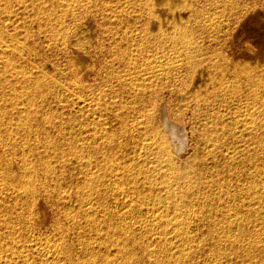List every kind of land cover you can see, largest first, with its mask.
<instances>
[{
  "label": "rangeland",
  "instance_id": "obj_1",
  "mask_svg": "<svg viewBox=\"0 0 264 264\" xmlns=\"http://www.w3.org/2000/svg\"><path fill=\"white\" fill-rule=\"evenodd\" d=\"M66 1L67 0H39V1L38 0H0V30H4L5 32L17 31L16 34L20 39L19 41H23V44L19 43L18 45L23 46V52L25 51L24 53L26 54V58L28 62L27 67L29 74L32 76L31 78L41 79L42 81L44 80V86L42 87L43 89L40 92L34 86H31L29 90L31 91L30 97L32 103L31 104L32 119L30 121L31 125L29 128V137L27 142V145H29V147L27 146L26 147H27V156L29 157V158L27 157V159L29 162L31 161L30 162L31 165L29 164L30 174H31L29 176V180H31L30 190H32L29 191L28 206L29 207L32 206V207L29 208L27 206L26 215L28 214L29 215L27 216L28 218L25 219L26 221L25 220L21 221L18 219V217H15L16 213H14L15 215L14 214L8 215L14 218L12 219V222H15V220L17 221L15 223H11L12 233L15 235V238L14 239L12 238L14 237V235L12 234L10 236L12 240L10 238H6V239L11 241V243L10 242L9 243L12 246V249L15 248L13 250L16 252L15 255L18 254L23 256L24 254L23 258H25L24 259L25 263L24 261H22L23 260V258H21L22 256H19L20 257L19 258L16 257L14 253H12L13 260L17 261L20 264H60V262H62L61 264H64L65 261H68L65 264L67 263L69 264V262L70 264L71 262L72 264L76 262H78L76 264L79 263L81 264L82 262H84L85 264H89V263L91 264L93 258H94L93 262L95 264H101L104 260L107 259L106 258L107 255L111 256L112 253L114 252H115L114 253L115 255L113 254L114 257H121L124 255L120 249L118 248L116 249L118 244L117 240L124 238V236L125 238L129 237V239H127L124 242V244L126 245L124 251L127 252L131 251L132 255H135L136 258L139 255L140 256L149 255L148 252L150 249H152V247H154V250L155 248H157L156 245H158L159 242L156 241H160V238H157L156 241L154 242L152 241L151 242L153 243L152 247L147 248L146 244H148L149 242L148 240H151L150 239L151 236L150 233L148 232V229L145 230L146 229L145 227L147 226V228H149L152 224L153 227L151 226L150 228H154L155 225L147 221V218L144 219L145 216L143 214L144 212L142 210V207L135 209L133 212H131V214L126 213L124 215L122 214L121 216L119 215L120 214L119 212L121 211L119 210V207H122V204H120L122 202V199L119 197V195L117 197L115 196L117 195L116 192L118 191L119 188H121L122 185L123 188H128L127 185L129 186L131 184L130 186L132 187V183H130V181L132 180H128V181H126L127 179L122 180L121 182L122 185L121 183L114 180V178L111 175L112 173L110 172L113 169L114 170L116 169L114 167L118 168L122 166L121 163L119 166H116L114 163L116 161L119 162L120 160L121 161L125 160L127 162L128 159V163L131 165L132 162L136 160V162L134 161L132 164L134 170L136 169L137 171L139 169L140 170L144 169L145 171L144 170L143 171L144 173H146V175L149 174V176H151L152 174L151 177L153 179L161 182L165 178L163 177L162 174H159L160 175L159 176L157 174L159 172L155 168L158 166L159 163H156V158L154 157V155L149 157L148 151L144 148L145 144H143L148 140L147 138L149 136L153 135L152 132L157 133L162 137L166 138L167 140H169L170 156L172 161L171 163L174 164L177 169L183 170V172L191 171L189 172L191 173L190 175H192L191 177L195 175V177L193 178H199V180L213 182L214 184L219 182L218 184L221 186L227 184L230 185V186L228 185L229 188L225 190L223 193L215 191L214 193L211 192L212 193L211 195L207 194L210 197V198H206L207 200L214 202L215 201L214 198L220 199L222 197L224 200H228L229 198L231 199L232 202L236 200L234 199V197H238V195H240V194L237 195L238 192L236 191V189H238L239 191L238 186H241L242 184L243 185L245 184L244 186H246L247 184H249L251 179H254L251 177H255V175L254 174L252 175L251 173L256 167V164H258L256 162L257 161L259 162L258 164L259 166L261 165L264 166L263 163L264 162L263 160L264 129L261 130L262 128L260 127L256 128L257 129L256 132L259 139H257L258 142L255 141L252 143L251 141H253V139L250 138L251 136L249 137L247 133H244V135L242 136H240L241 134L237 135L240 133L239 130H237L239 128H237L234 125L236 121L235 119L241 118L240 117L241 115H239V113L240 114L241 113L244 114V112L247 113L248 112L247 110L249 108L251 109V110L249 109L251 111L250 114H252L253 111L254 113L253 115L254 116L256 115L258 120H261L260 122H263L264 120V110H263L264 105L261 104L264 103V88H262L264 87V0H216L219 3L222 1L220 4L214 2L215 0H193V5H194L193 11L185 10V9L184 10L181 9L180 11L176 8H174L175 10H173L172 8L175 7L173 6L174 4L172 3L173 0H168V1L155 0V2H153L154 0L153 1L152 0H68V2ZM160 2L162 3V5ZM150 14H155V15L158 14L156 15L157 17H159L158 23H156L153 20H150L149 17ZM173 29H177V30L184 29L185 35L187 37L186 40L190 39L187 42L189 43L190 41L189 44L191 45L189 44H187L188 46L185 45L186 43H184V41L164 39L161 32L162 31L164 32V30L170 31ZM160 38H163L164 40ZM162 64H164V66ZM15 65L17 66L18 69V65H19L18 60H16ZM157 67L159 69H163V71L165 70L166 71L164 72L163 75L161 74L159 77L155 78V80H152L153 81L152 84L149 83L152 86L147 91L145 90L146 92L143 91V88L142 89L141 88L139 89V87L137 88L136 84H134L136 83L135 82L136 80L133 82V84H131L132 81L129 80V77H133L134 74H138L140 71H141L140 73H143L148 69L150 70V68L157 69ZM14 75L15 77L17 76V71H15ZM251 75L252 77L250 78L249 76ZM41 77L42 78L45 77V78L42 79ZM253 77L255 78L253 79ZM7 79H12L13 81H15L17 77L16 78L8 77ZM255 79H257L256 81L261 80L260 83L259 81L256 82L259 84V87L261 85L260 88H258L257 84H256L257 86L255 85L254 83ZM137 81H138L137 83H140L139 80ZM4 82H5L4 78L0 76L1 91L3 90ZM134 85L137 88V90L134 87ZM6 89H4V91ZM142 91L145 92L146 94L145 93L140 94L143 93ZM81 97L83 99L89 100L91 102V105H87V106L79 105L78 100H83ZM11 98L14 101L13 98L16 97L11 95L9 99L7 98L4 100L0 93V105L4 104V102L8 105L7 102L11 101ZM91 99L94 101H92ZM251 105L255 106V108ZM4 111L5 109L0 108V113H4ZM260 114L262 115V117ZM233 116H235V118ZM230 120H234V121H230ZM223 125H225L224 127H226L225 130ZM172 126H176V130H175L176 132H174L173 130L174 128ZM216 128L219 129V132H221L222 130L224 131L221 132L220 134L223 133V136L228 135V137L230 138V139L229 138L224 139L225 136L220 137L222 138L220 139L222 141V144L224 143L225 145L224 144L221 145L222 147L220 146L217 147L218 145H216L217 148L212 147L213 143L212 141H209V139L211 140V138H213L214 135H219L217 134L219 132ZM237 131L239 133H237ZM92 133H94L95 136L97 137L96 139L97 142L96 140L87 139L88 134H92ZM213 133L215 134L213 135ZM0 135L3 136L5 135L4 128L1 126H0ZM19 135L20 134H18V136L15 137L16 138L15 140H17V142L20 144L21 135L20 136ZM101 135H104V137L102 138L99 137ZM111 136L112 138H110ZM243 136L244 138H242ZM80 137H82L83 139H80ZM98 137L100 138V140ZM215 137L217 136H214V138ZM107 138L108 139L110 138L112 141H114L115 144L112 141H111L112 143L110 144V141L108 140L107 143L106 142ZM233 138L235 139L233 140ZM260 138L263 141H261ZM223 139L224 140L227 139V140L224 141ZM236 139L238 140L237 142L235 141ZM239 139H241V141ZM82 140H84L85 143L82 144L81 142H84ZM228 140H230L232 144L229 145L230 141ZM245 141L247 142V145L249 144L248 146L250 147L249 148L250 151L248 150V146L244 144L246 143ZM248 141H250V143ZM103 142H105V144H103ZM259 142L263 145V147H258L259 145L262 146L261 144H259ZM96 143H98L99 145L97 148H96L97 146ZM106 143L108 144V147L111 148H106L107 147ZM86 144L88 145L86 146ZM100 144H102V146ZM241 144L242 146H240ZM250 144L254 146V149L253 146L252 147L250 146ZM111 145L113 146V148ZM7 146L5 144L3 146V148L6 147L5 150L3 149L4 151H6V153L2 149L0 150L1 164L9 161V156L7 155H9L8 152L10 147ZM77 146H81V147L83 146L82 150L81 147H79L78 149L81 151V156L84 155L85 157L84 156L79 157V153L77 154V151L78 152L80 151L77 149ZM213 146L215 145L213 144ZM231 146L232 147L237 146V147L234 149V147L232 148ZM84 148H87L88 150L86 149L83 150ZM91 148H93V150ZM102 148L104 152L103 150H101ZM218 148H221L219 149V151L223 149V152L218 153L217 152ZM231 148L233 149V151H231L232 150ZM245 148L248 151L244 150ZM97 149L99 150L95 151ZM227 150L229 152L231 151L230 155H232V153L237 154L239 151H241L239 152L241 157L238 153L239 156L234 155L233 158L234 160L233 159L231 160L228 157L229 152ZM254 150H256V153L259 156L254 153L255 152ZM89 151L91 152V154H93V156L96 154L97 157H95L96 155L94 157L91 156ZM246 151L251 153L254 151L253 152L254 154L247 153ZM84 152L85 153L89 152V153L85 154ZM96 152L99 153L97 154ZM242 153L243 156L245 155V157H242ZM259 153L261 154L262 157L260 156ZM150 154H152V152ZM248 154H250V158H248L249 157ZM138 155L140 157H138ZM131 156L134 157L136 156V157L134 158ZM141 157L144 159H142ZM252 157H256V158L252 159ZM104 158H108V160L110 161L107 160L104 161ZM243 158L244 159L246 158V160L248 159L249 161H246ZM84 160L86 161L92 160L91 164H93L94 166L89 164L90 165L89 168L93 167L92 169H94L95 172L97 171V173L100 175L99 177L96 173V175L94 176V179L96 178V180L93 179L94 184L97 185L98 183H100L98 184L100 186L94 185L93 187L95 188L92 187L93 190L92 189L90 190L93 196L95 194L96 195L99 194L97 197L95 195L96 198L94 197L92 198V200L94 199L93 201H95L93 202V205L96 206L97 204L98 208L93 206L91 212L87 211L84 207L85 199L86 198L89 199V197L86 196L85 194L87 190L83 188V183L88 181L84 178H81V174L83 177V171H82L83 166L86 162V161L84 162ZM146 160H148L149 162ZM259 160H261V162L263 161L262 162L263 164L260 163ZM103 161L104 163L107 164L106 169H108L109 167V169L111 170H106L104 168L105 164L101 166L103 164L102 163ZM139 161L140 163H138ZM230 161L231 163H229ZM239 161L242 162L239 164ZM80 162L81 163L84 162V163L81 165ZM126 162H122L123 166L126 165L124 164ZM237 162L238 165L236 164L237 165L236 166L235 163ZM128 163L126 167L130 166L128 165ZM152 165L154 167H152ZM111 166L113 167L110 168ZM136 166L137 167L142 166V167L137 169ZM145 166L148 168V170L150 168L155 170L150 169L149 171H147V168L146 169L144 168ZM99 167L102 168L101 169L102 172L101 170H99L100 169ZM227 167L230 170H228ZM225 169H226V174H224ZM116 170H119V168ZM18 171L19 170L17 169L15 171L17 177L19 176ZM51 171L53 173H51ZM78 171L79 174H77ZM107 171L108 174L110 173L108 176L106 173ZM153 171L156 172L154 173ZM154 174L157 176L155 177ZM76 175L79 176L76 177ZM143 175H138L137 177L135 176L136 180H134L138 182V185L140 184V186L143 187L142 191L145 188L143 186V182L145 181ZM31 177L34 180L30 179ZM74 177L77 179H75ZM112 178L114 185H112L113 183L111 180ZM138 178L139 180L140 179L141 180L139 181ZM255 179H257L256 181L258 182V176L255 177ZM52 180H56V181H52ZM72 182L76 184H73ZM124 182L127 183V185ZM187 182L188 184L190 183L189 185L190 189H187L188 187L186 188V191L188 190L187 191L188 194H186L184 198L188 197V199L189 200L191 199L190 201L193 203L195 200L196 203L193 204L192 207L193 210L191 209L193 212H195L194 208L197 207L198 203L202 204L204 203L203 201L206 202V199L203 200L204 196L200 195L201 190L199 191V193H197L198 191L196 192L194 189L191 190V187L193 185L191 184L192 183L191 181H187ZM115 183L117 185H115ZM118 184H120V186ZM84 185L86 187L88 186L87 183H84ZM110 185L112 186V188L110 187ZM33 186H36L38 189H35L36 187L34 188ZM76 186H78V189ZM79 186H80V190H79ZM47 189L48 191H46ZM76 189L79 190L80 192L82 191V194H85L84 196L86 198L84 196L82 198L81 193L79 194L78 191L77 194L75 193L76 191H74L75 193L74 196L73 190ZM109 189H112L113 191L111 190L112 191L111 192L109 191ZM145 189L146 190L143 192L147 193L148 190L147 188ZM99 190L102 191L100 192ZM45 191L47 193H44ZM98 191L101 194H103L105 197L101 195ZM162 191H163L162 188H158V187L152 190V192L155 193V195H160V193L158 192H161V196L164 193ZM228 191H230V193ZM56 192H58L59 195ZM195 192L197 193V195ZM233 192L235 194H232ZM31 193L33 195V198L35 197L34 199L32 197L30 198ZM215 193L217 194L215 195ZM218 193L222 195L220 196V194ZM57 195L59 197L61 196V198H58ZM198 195L200 197H198ZM217 195H219L220 197L219 196L217 197ZM37 196L39 198L38 200H37ZM67 196L72 201H69V198ZM99 196L102 197L99 198ZM226 196H231V198L230 197L227 198ZM29 198L32 199V201ZM63 198L64 200H62ZM77 198H80L81 200L79 199L80 200L79 201L77 200ZM105 198H107L108 200ZM113 198L114 199L120 198L121 200L119 199L120 201L119 202L118 199L116 201ZM195 198L196 199L199 198V200L197 199L196 201ZM103 199L106 201V203ZM218 199H216V202L220 201L219 203H221V205L218 202H217L218 204L214 202L213 205L215 206L211 205L213 206L211 207L213 208L212 209L213 211L210 210L213 213H211L208 210V212H210L211 215L207 214L208 213L207 211L206 213L203 214L204 216L206 214L207 217L210 216L211 219L209 217H208L209 219L207 217L203 220L201 219L204 225L201 221L200 224L199 221L189 222V224L190 223L192 224V228H191V224L187 228L188 233L194 234V235L191 234V237L193 236L192 239L196 234L193 240L201 241V245H204L205 248H210L211 244L213 243L212 238L214 237L216 238L217 234L223 231L224 228L223 225H225L223 223L220 224L222 220L219 219V216L222 213L225 214L224 211L226 210L225 207L222 206L223 201L221 202V199L220 200ZM113 200L115 201V203L113 202ZM81 201L83 203H81ZM77 202H79L80 204H78ZM238 202L240 201H238L237 199L236 203ZM68 203H71L69 204L70 207L72 205L71 208L68 206ZM146 203L147 204H143L144 207L145 205L147 206L149 203L150 204L148 206H151V201H148ZM76 204L78 206L80 205V207L83 206L84 208L82 207L81 209ZM101 205L103 210L101 209ZM263 205L264 202L261 206ZM14 206H16L15 211L17 212V209L20 206H17V204ZM106 207L110 208V210L112 211H110ZM113 208H115L116 209L115 212L118 213H115L113 211L114 210ZM75 210H78L77 212L79 214H77V212L75 214H72V212L74 213ZM96 210L97 213L95 212ZM136 210L138 211V213ZM141 210H142V214H141ZM68 211L69 213L71 212L70 214L68 213L69 215L74 216L75 219L74 221H70V219L71 220L73 219V216L69 217V215L66 213ZM101 211L104 212L101 213ZM106 211H109V213ZM98 212H100L102 215L99 216L100 213L98 214ZM107 213L109 215H107ZM138 214L140 215V217L143 218V220L138 216ZM118 215H119V219L122 218L121 221L118 220ZM203 215L202 217L204 218ZM261 215L259 216L250 215L248 217L250 221L249 220L246 221L245 225L248 223L246 226L241 225L240 227L238 226V228H236V226L234 227L231 226L230 230L233 229L231 230V232L239 228H240L239 230H241V228L244 227L241 230V232L243 233V231L247 227V229L249 230L246 229V232H244L245 235L251 233L253 234L256 231V229L257 231L255 233L260 234L258 233V229H259V232H261V234L259 235L258 238L264 237L262 236L264 234V230H263L264 215L262 216ZM89 216L91 218V221ZM214 216L216 220L212 219L214 218ZM97 217H99V219ZM106 217L107 219L104 220V218ZM92 218L93 220L95 219V221H92ZM108 218L109 220H111V224L114 222L112 220H115L117 223L111 225L109 223ZM130 218L132 221H130ZM137 218L140 220H138ZM76 219H78V221ZM206 219L210 220L211 224L209 221L207 222ZM124 220L125 222L127 220L130 223H136V221L138 220L137 221L138 226L136 225L137 226L136 227L134 225L133 227L134 229L131 228L129 229L128 227L126 229V226H123L125 224ZM260 220L262 221L260 222ZM79 221L82 222V224ZM252 221L253 224H251ZM256 221H258L257 223L259 224L260 227L258 226ZM17 222L19 223V225ZM83 223L86 224L87 227ZM118 223H120L119 224L120 226L118 225ZM102 224L105 226L108 225V228H110V226L115 227V230H113L114 228H110L111 229L110 230L107 228V226L103 227ZM201 224L203 225V227ZM252 225L255 228L252 227ZM120 227L124 229V234L122 233L123 230ZM138 227L142 229H139ZM208 227L212 231L208 229ZM216 227H218L219 230ZM87 228L88 229L91 228V230L88 232ZM94 228H96V230ZM98 228H100V230ZM104 228L107 229L105 230ZM118 228H120V230H118ZM189 228L192 230H190ZM2 229L5 230V228H3V225L0 227V232L3 231ZM224 229L226 230V228ZM36 230L38 233L39 232L40 233L38 234ZM125 230L128 232H126ZM189 230L191 232H189ZM115 231H117V233ZM207 231L211 233H207ZM94 232L97 233L94 234ZM137 232L140 233L138 234ZM145 232L148 236L145 234ZM235 232L241 233L238 230H236ZM130 233H132L134 236L131 235ZM22 234L25 237V239H23L24 237L22 236ZM97 234L98 236H96ZM99 234L102 235L101 238H103L104 240L100 238L101 235ZM206 234L207 236L209 235L210 236L206 237ZM211 234H213V236L214 235L216 236L211 237ZM62 235L65 238L64 237L60 238L62 237ZM198 235L199 237H197ZM118 236L120 237L118 238ZM131 236L134 239L130 238ZM36 238L39 241L35 240ZM45 238H47V243L49 244L46 243ZM40 239L43 240L40 241ZM44 239H45V243H44ZM85 239L88 240L86 241ZM135 239L138 242V244L140 243V246L136 244L137 242L134 244L135 241L133 240ZM137 239H139V241ZM164 239L165 238L161 240ZM91 240L92 242H90ZM100 240L104 241V242L102 241L104 245L101 244L102 242ZM32 241L35 244H32L33 243ZM36 241L43 242L45 246H43V244L42 246L41 244L40 245L37 244ZM65 241L69 243L67 244ZM87 242L92 243L93 245ZM98 242L101 243L99 244ZM105 242L107 245L105 244ZM142 242H144V245L146 247L142 245L143 244ZM31 244L33 246H31ZM61 244L63 245L62 247ZM64 244L68 246H64ZM85 244L88 246H85ZM114 244H116V247H114ZM49 245L50 246L55 245L54 247L56 248L59 246L58 247L59 252L57 253L58 257L57 254H54L55 252H52L53 249ZM91 246L92 248L94 247L101 248L100 250L102 251H99L98 248H96V250L98 249L97 251L95 250V248L92 251V249H90ZM102 246H104L105 251L108 252H105L104 247ZM107 246H109V248ZM136 246L139 248H137ZM110 247L116 250L113 251V249H110ZM43 248H45V250ZM76 248L79 250V252L81 251V253H79ZM86 248H89L87 249L88 251L86 250ZM16 249H18L19 252ZM69 249L71 252H67L69 251ZM62 250L63 251L65 250V252H63ZM82 250L85 251L82 253ZM95 251L100 253V254L98 253L99 255L96 253V258L94 256L95 253H93ZM72 252L75 254V256ZM68 253L69 254L71 253L70 254L71 256ZM85 253L86 254L89 253L88 254L89 257H87L88 255L86 256ZM100 255L101 256L104 255L105 258L102 259V257L104 256L100 257ZM113 255L111 256V258H114ZM97 256H99V258ZM66 257L67 258L69 257L68 259L70 261L66 260L67 259ZM74 258L77 259L79 258L80 262ZM86 259L89 260L87 261ZM84 260L87 262H85Z\"/></svg>",
  "mask_w": 264,
  "mask_h": 264
},
{
  "label": "bare ground",
  "instance_id": "obj_2",
  "mask_svg": "<svg viewBox=\"0 0 264 264\" xmlns=\"http://www.w3.org/2000/svg\"><path fill=\"white\" fill-rule=\"evenodd\" d=\"M39 1V0H38ZM153 1V0H152ZM164 1V0H163ZM168 1V0H167ZM66 2H68V0L66 1ZM153 2H155V0L153 1ZM213 2V1H212ZM214 2H216V3H219V2H217L216 0L214 1ZM222 2V1H221ZM220 2V3H221ZM156 3H158V2H156ZM161 3V2H160ZM174 5L173 6H175V7H173L172 9L173 10H175L174 8H176V9H178V10H180L181 11V9H185V10H192L193 11V7H194V5H193V0H173V2H172ZM215 3V4H216ZM219 3V4H220ZM66 4H68V3H66ZM165 4V3H164ZM214 4V3H213ZM161 5H162V3H161ZM217 5V4H216ZM66 6V5H65ZM171 6V5H170ZM165 7V6H164ZM169 7V6H168ZM220 7V6H219ZM64 8V7H63ZM175 12V11H174ZM148 15V14H147ZM156 15H158V14H156ZM155 14H150V20H153V21H155L156 23H158V18L159 17H157ZM145 16V15H144ZM218 24V23H217ZM214 25V24H213ZM218 26V25H217ZM216 26V27H217ZM175 27H177V26H175ZM213 27V26H212ZM215 27V26H214ZM213 29V28H212ZM185 30L184 29H181V30H177V29H173V30H170V31H168V30H164V32L162 31L161 33H162V36H163V38L164 39H172V40H175V41H184V43H186L185 45H187V44H189L190 43V41H189V43L187 42L188 40H190V39H188V40H186L187 39V37H186V35H185V32H184ZM17 32V31H16ZM16 32H10V31H4V30H0V76L1 77H3L4 78V80H5V82H4V85H3V90L0 92L1 93V96H2V98L5 100V99H9L10 98V96L11 95H13V96H15L16 98H13L14 99V101L12 100V98H11V101H8L7 103H8V105L4 102V104H2V105H0V108H3V109H5V111H4V113H0V126L1 127H3L4 128V132H5V135L3 136V135H0V150L2 149H4L5 150V148L6 147H4L3 148V146H4V144L7 146H9L10 147V149H9V152H8V154L9 155H7V156H9V161H7V162H5L3 159V161L5 162V163H3V164H1L0 165V225L2 226L3 225V228H5V230L4 229H2L3 231L2 232H0V264H20V263H18L17 261H14L13 260V257H12V253H14V255H15V251H13L15 248H13L12 249V246L10 245V243H11V241H9V240H7L6 238H10V236L13 234L12 233V226H11V223H15L17 220H15V222H12V219H14L12 216L10 217V216H8V215H13L14 213H16V216L15 217H18V219L19 220H21V221H23V220H25V219H27L28 217V215H26V212H27V206H28V197H29V191H32V190H30L31 189V184H30V181L31 180H29V176L31 175L30 174V168H29V164H30V162L28 161V159H27V147H29V145H27V142H28V137H29V128H30V121H31V97H30V92L31 91H29L30 90V87L31 86H34L37 90H39V92L43 89L42 87L44 86V80L42 81L41 79H32L31 77V75L29 74V71H28V62H27V58H26V54L23 52V46H21V45H18L19 43L20 44H23V41H19L20 39H19V37L17 36V34H16ZM159 32V31H158ZM186 32H187V30H186ZM187 34V33H186ZM190 34V33H189ZM191 35V34H190ZM149 36V35H148ZM159 36V35H158ZM161 36V35H160ZM188 36V35H187ZM145 37V36H144ZM150 37V36H149ZM163 38H160V39H162V40H164ZM144 39H146V38H144ZM148 39V38H147ZM23 40V39H22ZM143 40V39H142ZM171 40V41H172ZM176 43V42H175ZM184 45V44H183ZM189 45H191V44H189ZM188 46V45H187ZM185 47V46H184ZM182 49H184V48H182ZM190 49V48H189ZM128 50H130V49H128ZM143 50V49H142ZM186 50V49H185ZM135 51V50H134ZM133 51V52H134ZM183 51V50H182ZM139 52V51H138ZM120 53V52H119ZM190 53V52H189ZM188 54V53H187ZM16 55H17V57H16ZM142 55V54H141ZM147 55V54H146ZM163 55V54H162ZM190 55V54H189ZM131 56V55H130ZM135 58V57H134ZM140 58V57H139ZM146 59V58H145ZM155 59V58H154ZM16 60H18L19 61V65H18V69H17V66L15 65V62H16ZM125 60V59H124ZM138 61V60H137ZM146 61V60H145ZM159 62V61H158ZM169 62V61H168ZM166 63V62H165ZM174 63V62H173ZM133 64V63H132ZM137 64V63H136ZM157 64V63H156ZM158 65V64H157ZM159 65H160V63H159ZM163 66H164V64H162ZM174 66V65H173ZM169 67H170V65H169ZM159 68H160V66H159ZM158 67H157V69H155V68H150V70L148 69V70H146V69H144V70H146V71H144L143 73H140L139 72V70H138V74H134L133 75V77H129V80H131L132 81V83H131V81H130V83L131 84H133V82L135 81L136 83H134V84H136V86H137V88L139 87V89L141 88H143V91H147L152 85H150L149 83H151L152 84V80H155V78H157V77H159L161 74L163 75L164 74V72L166 71H163V69H159ZM165 68V67H164ZM137 69V68H136ZM139 69V68H138ZM143 69V68H142ZM15 71H17V79L15 80V81H13L12 79H7L8 77H13V78H16L15 77V75H14V73H15ZM250 78L252 77V75L251 76H249ZM39 78V77H38ZM42 78V77H41ZM45 77H43L42 79H44ZM249 78V79H250ZM255 77H253V79H254ZM137 80H139V82L140 83H137L138 81ZM257 79H255V85L257 84L258 85V88H260L261 87V85H260V87H259V84L258 83H256V82H258L259 81V83H260V81L261 80H258V81H256ZM249 81V80H248ZM251 81V80H250ZM254 81V80H253ZM252 82V81H251ZM253 83V84H254ZM51 84V83H50ZM256 85V86H257ZM46 86V85H45ZM134 87H135V85H134ZM8 90H7V89ZM136 88V87H135ZM134 88V89H135ZM137 88H136V90H137ZM262 88H264V87H262ZM4 89H6L5 91H4ZM47 89H48V87H47ZM138 89V90H139ZM142 91V92H143ZM145 91V92H146ZM145 92H143V93H140V94H144ZM37 93V92H36ZM146 94V93H145ZM80 97V96H79ZM82 98V97H81ZM80 98V99H81ZM83 99V98H82ZM92 100V99H91ZM3 101V100H2ZM7 101V100H6ZM92 101H94V100H92ZM78 104L79 105H91V102L89 101V100H87V99H83V100H78ZM261 104H263L264 105V103H261ZM262 105V106H263ZM93 106V105H92ZM251 106H253V105H251ZM254 108H255V106H253ZM259 107H260V104H259ZM86 108V107H85ZM92 108V107H91ZM252 108V107H251ZM264 108V107H263ZM93 109V108H92ZM240 109V108H239ZM242 109V108H241ZM250 109V108H249ZM247 110L248 112L251 110ZM252 110H254V109H252ZM260 110H262V109H260ZM264 110V109H263ZM237 111V110H236ZM238 112H240V111H238ZM243 112V111H242ZM246 113V112H244V114L243 113H239V115H241L240 117L241 118H237V119H235L236 121H235V124H234V122H233V124L237 127V128H239V129H237V130H239V132L237 131V133H239V134H237V135H240V136H242V135H244V133H247L248 134V136L250 137V138H252L253 139V141H251L252 143L253 142H255V141H257L258 142V140L257 139H259L258 138V135H257V129L256 128H258V127H260V128H262L261 130H263L264 129V120H263V122H260L261 120H258V118L256 117V115L254 116L253 114V111H252V114H250L251 113V111L249 112V113ZM236 113V112H235ZM263 113V112H262ZM2 114V115H1ZM238 115V114H237ZM258 115V114H257ZM261 115V114H260ZM234 118H235V116H233ZM261 117H262V115H261ZM260 118V117H259ZM230 119V118H229ZM229 119H228V121H229ZM233 119V118H232ZM230 121H234V120H230ZM227 123V122H226ZM229 124H232V123H229ZM228 124V125H229ZM226 125V124H225ZM225 125H223V127L225 126ZM227 126V125H226ZM173 128V130H174V132H176L175 130H176V126H172ZM222 127V128H223ZM222 128H221V130H222ZM235 128V127H234ZM217 129V128H216ZM226 129V127H224V130ZM236 129V128H235ZM218 130V132H219V129H217ZM103 131H105V130H103ZM143 131V130H142ZM214 131V130H213ZM212 131V132H213ZM221 132H224L223 130L221 131ZM221 132H219V133H217V134H219V135H214L215 133H213V135L214 136H217V137H215L214 138V136H213V138H211V140L209 139V141H212V143L215 145V146H213V144H212V147H216V145H218L217 147H222L221 145H223L222 144V141L220 140V139H222V138H220V137H224L223 136V133L222 134H220ZM228 132V131H227ZM235 132V131H234ZM233 132V133H234ZM262 132V131H261ZM260 132V133H261ZM103 133H105V132H103ZM243 133V134H242ZM18 134H20L21 135V137H20V144L17 142V140H15L16 138V136H18ZM111 134V133H110ZM152 134L153 135H151V136H149L147 139V141L145 142V143H143V144H145V149L148 151V153H149V157L150 156H153L154 155V157L156 158V163H159L158 164V166L157 167H155L156 168V170L159 172V173H157L158 175L159 174H162L163 175V177L165 178V179H163L161 182H159V181H157V180H155V179H153L151 176H152V174H151V176H149V174L148 175H146V173H144V171L143 170H137L136 171V169L134 170V167H132L133 165V162L135 161L136 162V160H134L133 162H132V164L130 165L129 163H128V157L126 158L127 159V162L124 160H120L119 162H115L114 164L116 165V166H119L120 165V163L122 164V166L121 167H118L119 168V170H116V169H118L117 167H114V168H116L115 170L113 169L110 173H112L111 175H112V177L114 178V180H116L117 182H119V183H121L122 182V180H125V179H127L126 181H128V180H132V181H130V183H132V187L130 186H128L127 185V183H125L126 185H127V187L128 188H123L122 186V183H121V188H119V186H120V184H118L119 186H118V191L116 192L117 193V195H115L116 197L119 195V197L122 199V202L120 203V204H122V207H119V210H121L119 213V215L121 216L122 214L124 215V214H126V213H130L131 214V212H133L135 209H137V208H141L142 207V210H143V214H144V219L145 218H147V221H149L150 223H153L154 225H155V227L154 228H150L151 226H152V224H151V226L149 227V228H147V226L145 227L146 229L145 230H147L148 229V232L150 233V236H151V240H148V239H146V240H148V241H146V242H148V244H146V246H147V248H150V247H152V245H153V243H151L152 241L154 242V241H156V239L157 238H160V241H156V242H159V244L158 245H156V247L157 248H155V250H154V247H152V249H150L149 250V252H148V254L149 255H144V256H138L137 258H136V256L135 255H132V253H131V251L130 252H127V251H124V249H125V244H124V242L127 240V239H129V237H127V238H125V236H124V238H121V239H119V240H117L116 242L118 243L117 244V247H116V244H114V247H116V249L118 248V249H120L122 252H123V256H121V257H114V253H112V255H113V257L114 258H111V256H106V260H102L103 262L101 263V264H264V237H260V238H258L259 237V235L261 234V232H259V229H258V233H260V234H256L255 232L257 231V229H256V231L252 234H246L245 235V233L244 232H246V229H247V227H246V229L243 231V233L241 232V230H242V228H244V227H242L241 228V230H239V229H236V230H238L239 232H241V233H238V232H235V231H232L231 232V230H233V229H231L230 230V228H231V226H236V228H238V226L240 227L241 225H245V223H246V221H250V219L248 218L250 215H256V216H259V215H264L263 213H264V211H263V207H264V205L263 206H261L262 204H263V202H264V166L263 165H261V166H259L258 164H259V162L257 161L256 163H258V164H256V167L254 168V170H253V172L251 173L252 175L254 174L255 175V177H257L258 176V182L256 181L257 179H255V177H251V178H254V179H251V181L249 182V184H247L246 186H244L243 184V186L241 187V186H238L239 187V191H238V189H236V191L238 192H236L237 193V195L238 194H240V195H238V197H234V199H236L235 201H231V199H229L228 197H230L231 198V196H226L227 198H228V200H224L223 199V197L222 198H220L221 199V202L223 203L222 204V206H224L225 207V210L226 211H224L225 212V214L224 213H222L220 216H219V219H221L222 220V222L220 223V224H225V225H223L224 226V228H226V230L223 228V231L221 232V233H219V234H217V236L216 235H214V236H216V238L213 236V234H211V237H214V238H212L213 239V243L211 244V246H210V248H205V246L204 245H201V241H194L193 239L195 238V236H196V234H195V236H194V238L192 239V237H191V234L190 233H188L187 232V228L190 226V224H189V222H192V221H199V224L202 222V220L203 219H205L207 216H206V214H205V216L203 215L204 213H206V211L208 212V210L210 211V210H212L213 208H211V207H213V206H215V205H213L214 204V202H216V199H218V198H214L215 199V201L213 202V201H209V200H207L206 198H210L209 197V195H211L212 193L211 192H224L225 190H227L228 188H229V184H227V185H219L218 183L219 182H217V183H213V182H207V181H204V180H199V178H193V177H195V175H193V177H191L192 175H190L191 173H189V172H191V171H189V172H183V170H179V169H177L176 168V166L174 165V164H172L171 162V156H170V143H169V140H167L166 138H164V137H162L161 135H159V134H157V133H153L152 132ZM212 134V133H211ZM210 134V135H211ZM225 134V133H224ZM7 135V136H6ZM19 135V136H20ZM105 135V134H104ZM104 135H101V136H99V137H104ZM227 135V134H226ZM232 135V134H231ZM246 135V134H245ZM82 136V135H81ZM109 136V135H108ZM112 136H113V134H112ZM112 136L110 137V138H112ZM212 136V135H211ZM211 136H209V137H211ZM219 136V137H218ZM230 136V135H229ZM248 136H246V137H248ZM262 136V135H261ZM98 137V138H99ZM107 137V136H106ZM233 137V136H232ZM234 137H235V135H234ZM245 137V138H246ZM260 137V136H259ZM79 138V137H78ZM109 138V139H110ZM115 138V137H114ZM225 138H229L228 137V135L227 136H225L224 137V139ZM238 138V137H237ZM241 138V137H240ZM242 138H244V136L242 137ZM264 138V137H263ZM80 139H83L82 137H80ZM87 139H89V140H96L97 139V137L95 136V134L94 133H92V134H88V136H87ZM104 139V138H103ZM102 139V140H103ZM108 138L106 139V142H107V140L108 141H110V144L113 142L114 143V141H112L111 139L109 140ZM223 139V140H224ZM230 139V138H229ZM232 139V138H231ZM235 138H233V140H234ZM251 139V140H252ZM14 140V141H13ZM22 140V141H21ZM89 140H87V141H89ZM99 140H100V138H99ZM227 140V139H226ZM226 140H224V141H226ZM240 141H241V139H239ZM260 140H261V138H260ZM259 140V141H260ZM80 141V140H79ZM82 141H84V140H82ZM112 141V142H111ZM228 141H230V140H228ZM236 142L238 141L237 139L235 140ZM234 141V142H235ZM239 141V142H240ZM243 141V140H242ZM261 141H263V140H261ZM91 142H93V141H91ZM96 142H97V140H96ZM116 142V141H115ZM238 142V143H239ZM246 142V141H245ZM249 143H250V141H248ZM264 142V141H263ZM75 143H77V142H75ZM74 143V144H75ZM82 144L83 143H85V141L84 142H81ZM88 143V142H87ZM100 143H101V141H100ZM108 143V142H107ZM106 143V145H107V147L106 148H111V147H108V144ZM227 143V142H226ZM244 143V142H243ZM242 143V144H243ZM251 143V144H252ZM44 144V143H43ZM89 144V143H88ZM88 144H86V146L88 145ZM97 144V146H96V148L99 146L98 145V143H96ZM103 144H105V142H103ZM115 144V143H114ZM114 144H112V145H114ZM230 144H232L231 143V141H230V143H229V145ZM234 144V143H233ZM237 144V143H236ZM242 144L240 145V146H242ZM244 144H246L247 145V142L246 143H244ZM250 144V146L252 147L253 145H251ZM259 144H261L260 142H259ZM259 144H257V145H259ZM101 146H102V144H100ZM111 145V146H112ZM119 145V144H118ZM142 145V144H141ZM225 145V144H224ZM249 145V144H248ZM247 145V146H248ZM262 145V144H261ZM7 146V147H8ZM27 146V147H26ZM94 146V145H93ZM100 146V147H101ZM105 146V145H104ZM116 146H117V144H116ZM238 146V145H237ZM236 146V147H237ZM245 146V145H244ZM79 147H81V146H77V149L79 148ZM85 147V146H84ZM90 147V146H89ZM92 147V146H91ZM99 147V148H100ZM119 147V146H118ZM216 147V148H217ZM224 147V146H223ZM232 147V146H231ZM234 147V149L236 148L235 146H233ZM232 147V148H233ZM258 147H263V145L262 146H258ZM82 148H83V146L81 147V150H82ZM94 148V147H93ZM93 148H91L92 150H93ZM105 148V149H106ZM112 148H113V146H112ZM115 148V147H114ZM228 148V147H227ZM231 148V149H232ZM247 148V147H246ZM244 149V150H247V149ZM249 146H248V150H249ZM264 148V147H263ZM263 148H262V150H263ZM8 149V148H7ZM88 150L87 148H84L83 150ZM90 149V150H91ZM219 149H221V148H218L216 151L219 153V152H223V149L221 150V151H219ZM226 149V148H225ZM253 149H254V146H253ZM252 149V150H253ZM256 149H257V147H256ZM259 149H261V148H259ZM3 150V151H4ZM79 150V149H78ZM91 150V151H92ZM99 149H97V150H95V151H98ZM101 150H103V148L101 149ZM241 150V149H240ZM247 150V151H248ZM80 151V150H79ZM150 151V152H149ZM228 151V150H227ZM231 151H233V149L231 150ZM230 151V152H231ZM239 151V150H238ZM246 151V152H247ZM250 151V150H249ZM255 151V152H254ZM253 152L255 153V154H257L256 153V150H254ZM5 153H6V151H4ZM75 152V151H74ZM83 152V151H82ZM90 152V151H89ZM89 152H86V153H89ZM93 152V151H92ZM103 152H104V150H103ZM106 152V151H105ZM152 152V154H150ZM229 152V151H228ZM227 152V153H228ZM230 152H229V155H228V157H229V159H233L234 158V155H238V153L239 152H241V151H239L237 154H234V153H232V155H230ZM234 152H236V151H234ZM251 153V152H247V153H250V154H254V153ZM260 152V151H259ZM79 153V157L81 156V151L80 152H78L77 151V154ZM85 153V152H84ZM85 153V154H86ZM95 153V152H94ZM97 153V152H96ZM99 153V152H98ZM97 153V154H98ZM246 153V154H247ZM74 154V153H73ZM90 154H91V152H90ZM89 154V155H90ZM106 154V153H105ZM143 154H144V152H143ZM146 154V153H145ZM221 154V153H220ZM223 154V153H222ZM225 154V153H224ZM250 154H248L249 155V157L248 158H250ZM260 154V153H259ZM82 155H83V153H82ZM88 155V156H89ZM96 155V154H95ZM94 155V156H95ZM140 155V154H139ZM138 155V157H140ZM142 155V154H141ZM148 155V154H147ZM218 155V154H217ZM239 155H240V153H239ZM238 155V156H239ZM258 155V154H257ZM263 155V154H262ZM5 156V155H4ZM84 156V155H83ZM83 156H81V157H83ZM91 156H93V154H91ZM93 156V157H94ZM106 156H109V155H106ZM105 156V157H106ZM144 156V155H143ZM142 156V157H143ZM224 156V155H223ZM253 156V155H252ZM254 156H256V155H254ZM259 156V155H258ZM260 156H261V154H260ZM74 157V156H73ZM85 157V156H84ZM90 157V156H89ZM95 157H97V155L95 156ZM102 157V156H101ZM111 157V156H110ZM131 157H134V156H131ZM136 157V156H135ZM134 157V158H135ZM137 157V158H138ZM141 157V158H142ZM145 157H147V156H145ZM225 157H226V155H225ZM224 157V158H225ZM228 157H227V159H228ZM240 157H241V155H240ZM239 157V158H240ZM242 157H245V155L243 156V153H242ZM246 157V158H247ZM262 157V156H261ZM264 157V156H263ZM7 158V157H6ZM29 158V157H28ZM153 158V157H152ZM222 158V157H221ZM246 158L244 159V160H246ZM253 158H256V157H252V159ZM83 159V158H82ZM96 159V158H95ZM99 159V158H98ZM122 159V158H121ZM125 159V158H124ZM142 159H144V158H142ZM238 159V158H237ZM251 159V160H252ZM103 160V159H102ZM105 160H107V161H110V160H108V158H104V161ZM148 160H149V158H148ZM148 160H146V161H148ZM154 160V159H153ZM234 160V159H233ZM255 160V159H254ZM253 160V161H254ZM257 160H258V158H257ZM262 160V159H261ZM261 160H259L260 161V163H262L261 162ZM263 160H264V158H263ZM17 161V162H16ZM75 161H77V160H75ZM80 161V160H79ZM82 161V160H81ZM86 160H84V162H85ZM100 161V160H99ZM104 161L102 162L103 164L101 165V163H100V165L101 166H103L104 164H105V169H106V163H104ZM137 161H138V159H137ZM141 161V160H140ZM140 161L138 162V163H140ZM144 161V160H143ZM226 161V160H225ZM246 161H249L248 159L246 160ZM29 162V163H28ZM83 162V163H84ZM91 162H92V160H87L86 162H85V164H87L88 165V167H87V165H85L84 164V166H83V177H82V174H81V178H84V179H86L88 182H84V183H87L88 184V186L86 187L85 185H84V183L83 182H81V183H83V188H85V190H87L86 191V196H88L89 197V199L88 198H86L84 195L85 194H82V191L80 192L79 190H80V186H79V190H77L78 189V186H76L77 187V189L76 190H73V193H74V191H76L75 193L77 194V191L79 192V194L81 193V195H82V198H83V196L86 198H84L85 199V201H84V207H85V209L87 210V211H89V212H91V210H92V208H93V206H95V205H93V202H95V201H93L92 200V198L94 197V198H96L99 194H95L96 195V197H95V195L93 196L92 195V193H91V189L93 190V188H95V187H93L94 185H96V184H94V180H96V178L94 179V176L96 175V173H97V171L95 172L94 171V169H92V168H89L90 167V165L89 164H91ZM101 162V161H100ZM122 162H126V163H124V164H126V165H124L123 166V163ZM149 162V161H148ZM242 162V161H241ZM240 161H239V164L241 163ZM244 162V161H243ZM81 163V162H80ZM83 163H81V165L83 164ZM96 163V162H95ZM94 163V164H95ZM108 163V162H107ZM113 163V162H112ZM119 163V164H118ZM127 163H128V165H130V166H128V167H126L127 166ZM137 163V164H138ZM229 163H231V161L229 162ZM247 163V162H246ZM255 163V162H254ZM254 163H252V164H254ZM264 163V162H263ZM262 163V164H263ZM110 164V163H109ZM108 164V165H109ZM147 164V163H146ZM238 165V162L237 163H235V165ZM243 164H245V163H243ZM250 164V163H249ZM31 165V164H30ZM91 165H93V164H91ZM97 165V164H96ZM100 165H98V166H100ZM112 165V164H111ZM114 165V166H115ZM139 165V164H138ZM227 165V164H226ZM231 165V164H230ZM229 165V166H230ZM236 165V166H237ZM247 165V164H246ZM94 166V165H93ZM98 166H97V168H98ZM148 166V165H147ZM156 166V165H155ZM175 166V167H174ZM228 166V165H227ZM31 167V166H30ZM108 167V166H107ZM113 166H111L110 168H112ZM137 167V166H136ZM140 167H142V166H140ZM140 167H137V169L138 168H140ZM152 167H154L153 165H152ZM231 167V166H230ZM234 167V166H233ZM100 168V167H99ZM103 168V169H104ZM145 169L147 168L146 166L144 167ZM16 169L17 170H19L18 172H19V176L17 177V175L15 174L16 172ZM80 169V168H79ZM102 168H100L99 170H101ZM150 169H152V168H150ZM149 169V170H150ZM227 169H228V167H227ZM232 169V168H231ZM252 169H253V167H252ZM96 170V169H95ZM106 170H111V169H109V167H108V169H106ZM148 170V168H147V171H149ZM152 170H155V169H152ZM228 170H230V169H228ZM101 172H102V170H101ZM154 172V171H153ZM156 172V171H155ZM154 172V173H155ZM229 172V171H228ZM51 173H53L52 171H51ZM99 173H100V171H99ZM107 173V176L110 174H108V171L106 172ZM150 173V172H149ZM193 173V172H192ZM230 173V172H229ZM77 174H79V171H78V173ZM144 174V175H143ZM224 174H226V169H225V173ZM232 174V173H231ZM250 174V175H251ZM46 175H48V174H46ZM51 175V174H50ZM55 175V174H54ZM97 175L100 177V175L97 173ZM103 175V174H102ZM138 175H143L144 176V178H145V181L143 182V186L145 187V188H147V190H148V192L146 193V192H143V191H145L146 189L144 188V190L142 191V189H143V187L142 186H140V184L138 185V182L137 181H134V180H136V178H135V176L137 177ZM155 175V174H154ZM162 175H161V177H162ZM228 175V174H227ZM250 175H249V177H250ZM52 176V175H51ZM50 176V177H51ZM75 176V175H74ZM77 176H79V175H76V177ZM86 178H85V177ZM98 176H97V178H98ZM142 176V177H143ZM157 175H155V177H156ZM160 176V175H159ZM158 176V177H159ZM47 177V176H46ZM49 177V178H50ZM73 177V176H72ZM154 177V176H153ZM157 177V178H158ZM228 177H230V176H228ZM232 177V176H231ZM48 178V177H47ZM57 178H58V176H57ZM75 178V177H74ZM80 178V179H81ZM104 178V177H103ZM107 178V177H106ZM113 178L111 179L112 180V182H113ZM226 178V177H225ZM30 179H32V177L30 178ZM54 179V178H53ZM72 179V178H71ZM70 179V180H71ZM75 179H77V178H75ZM94 179V180H93ZM99 179H101V178H99ZM108 179V178H107ZM219 179V178H218ZM223 179V178H222ZM250 179V178H249ZM248 179V180H249ZM32 180H34V179H32ZM48 180H51V179H48ZM83 180V179H82ZM109 180H110V178H109ZM138 180H139V178H138ZM141 180V179H140ZM139 180V181H140ZM216 180V179H215ZM215 180H214V182H215ZM220 180V179H219ZM219 180H217V181H219ZM228 180H229V178H228ZM36 181V180H35ZM52 181H56V180H52ZM58 181V180H57ZM79 181H81V180H79ZM85 181V180H84ZM108 181V180H107ZM187 181H191L192 183L191 184H193L192 185V187H191V190L192 189H194L197 193H199V191L201 190V192H200V195H202V196H204L203 197V200L204 199H206V202L205 201H203L204 203H202V204H199L198 203V205H197V207L196 208H194V210H195V212H193L192 210V207H193V204H195L196 202H195V200H194V203L193 202H191L189 199H188V197L187 198H184L185 196H186V194H188V190L186 191V188L187 189H190V187H189V185H190V183L188 184V182ZM210 181V180H209ZM212 181V180H211ZM78 182V181H77ZM93 182V183H92ZM98 182V181H97ZM101 182H102V180H101ZM110 182V181H109ZM108 182V183H109ZM116 182V183H117ZM206 182V183H205ZM221 182V181H220ZM32 183H33V181H32ZM70 183V182H69ZM73 183V182H72ZM106 183V182H105ZM104 183V184H105ZM115 183V185H117ZM222 183H223V181H222ZM73 184H76V183H73ZM79 184V183H78ZM77 184V185H78ZM93 184V185H92ZM98 184H100V183H98ZM97 184V185H98ZM101 184H103V183H101ZM185 184H186V186H185ZM225 184V183H224ZM36 185V184H35ZM80 185V184H79ZM96 185V186H97ZM112 185H114V182L112 183ZM177 187H176V186ZM229 185V186H228ZM237 185V184H236ZM235 185V186H236ZM239 185V184H238ZM58 186V185H57ZM66 186V185H65ZM81 186H82V184H81ZM98 186H100V185H98ZM109 186V185H108ZM179 186V187H178ZM34 188L36 187V186H33ZM64 187V186H63ZM75 187V188H76ZM93 187V188H92ZM110 187L112 188V186L110 185ZM124 187H126V186H124ZM162 188V192H164L163 194H162V196H161V192H158V193H160V195H155V193H153L152 192V190L155 188ZM237 187V186H236ZM41 188H42V186H41ZM70 188V187H69ZM82 188V187H81ZM88 188V189H87ZM103 188H104V186H103ZM105 188H106V185H105ZM114 188V187H113ZM35 189H38L37 187L35 188ZM44 189H45V187H44ZM57 189V188H56ZM63 189V188H62ZM72 189V188H71ZM74 189V188H73ZM82 190V189H81ZM105 190V189H104ZM112 189H109V191H111ZM115 190H116V188H115ZM190 190V191H191ZM33 191H36V190H33ZM46 191H48V189L46 190ZM44 192V193H47V192ZM71 191V190H70ZM84 191V190H83ZM96 191V190H95ZM100 191V190H99ZM98 191V192H99ZM102 191V190H101ZM100 191V192H101ZM106 191V190H105ZM108 191V190H107ZM113 191V190H112ZM111 191V192H112ZM158 191H161V190H158ZM62 192H63V190H62ZM72 192V191H71ZM70 192V193H71ZM85 192V191H84ZM99 192V193H100ZM104 192V191H103ZM102 192V193H103ZM155 192V191H154ZM157 192V191H156ZM195 192V193H196ZM229 193H230V191H228ZM232 192V191H231ZM37 193H38V191H37ZM36 193V194H37ZM41 193V192H40ZM57 194H58V192H56ZM61 193V192H60ZM75 193L73 194L74 196H75ZM157 193V194H158ZM191 193V192H190ZM197 193H196V195H197ZM220 193H218V194H220ZM229 193H228V195H229ZM42 194H43V192H42ZM72 194V193H71ZM101 194V193H100ZM107 194V193H106ZM115 194V193H114ZM135 196H134V195ZM193 194V193H192ZM207 194H209V195H207ZM217 193H215V195H216ZM225 194V193H224ZM227 194V193H226ZM232 194H235L234 192L232 193ZM47 195V194H46ZM53 195V194H52ZM59 195V194H58ZM57 195V196H58ZM66 195H68V194H66ZM70 195V194H69ZM80 195V196H81ZM101 195H103V194H101ZM110 195V194H109ZM191 195V194H190ZM189 195V196H190ZM214 195V194H213ZM214 195V196H215ZM222 194H220V196H221ZM56 196V197H57ZM63 196H64V194H63ZM73 196V197H74ZM77 196V195H76ZM104 196V195H103ZM114 196V195H113ZM112 196V197H113ZM188 196V195H187ZM192 196V195H191ZM201 196V197H202ZM213 196V197H214ZM219 195H217V197H218ZM219 196V197H220ZM33 198V195H32V193H31V196H30V198ZM40 197V196H39ZM55 197V198H56ZM68 197V196H67ZM66 197V198H67ZM100 197H102V196H99V198ZM105 197V196H104ZM103 197V198H104ZM111 197V196H110ZM115 197V198H116ZM198 197H200L199 195H198ZM224 197H225V195H224ZM233 197V196H232ZM29 198V199H30ZM35 198V197H34ZM33 198V199H34ZM42 198V197H41ZM58 198H61V196L59 197L58 196ZM65 198V197H64ZM64 198L62 199V200H64ZM69 198V197H68ZM76 198V197H75ZM108 198H109V196H108ZM120 198H117L118 199V201H119V199ZM212 198V197H211ZM39 198H38V196H37V200H38ZM80 198H77V200H79ZM105 199H107V198H105ZM114 199V198H113ZM117 199H114V200H116L117 201ZM120 199V200H121ZM196 199V198H195ZM198 200H199V198H197ZM197 199H196V201H197ZM202 199V198H201ZM220 199H218V200H220ZM223 199V200H222ZM233 199V200H234ZM237 199H238V201H240V202H238V203H236V201H237ZM31 201H32V199H30ZM29 200V201H30ZM36 200V199H35ZM34 200V201H35ZM48 200V199H47ZM52 200V199H51ZM61 200V201H62ZM66 200V199H65ZM76 200V201H77ZM81 200V199H80ZM79 200V201H80ZM97 200V199H96ZM102 200V199H101ZM104 200V199H103ZM108 200V199H107ZM113 200V202L115 203V201ZM11 201H12V204H11ZM49 201V200H48ZM69 201H72L70 198H69ZM98 201V200H97ZM105 201V200H104ZM148 201H151V206H146L145 205V207L143 206V204H147L146 202H148ZM193 201V200H192ZM59 202H60V200H59ZM66 202V201H65ZM68 202V201H67ZM112 202V201H111ZM120 202V201H119ZM119 202H118V204H119ZM201 202H202V200H201ZM218 202V201H217ZM216 202V203H217ZM220 202V201H219ZM218 202V203H219ZM15 203V204H14ZM74 203H76V202H74ZM78 204H80L79 202H77ZM81 203H83L82 201H81ZM97 203V202H96ZM102 203H104V202H102ZM105 203H106V201H105ZM113 203V204H114ZM217 203V204H218ZM240 203V204H239ZM17 204V206H20L18 209H17V212L15 211V207L16 206H14V205H16ZM30 204V203H29ZM57 204V203H56ZM64 204V203H63ZM67 204V203H66ZM69 204H71V203H68V206H69ZM98 204H100V203H98ZM108 204V203H107ZM111 204V203H110ZM220 205H221V203H219ZM238 204V205H237ZM32 205V204H31ZM30 205V206H31ZM77 205V204H76ZM116 205V204H115ZM211 205H213V206H211ZM58 206V205H57ZM63 206V205H62ZM78 206V205H77ZM99 206V205H98ZM107 206V205H106ZM121 206V205H120ZM194 206H196V205H194ZM29 207V206H28ZM32 207V206H31ZM31 207H29V208H31ZM70 207V206H69ZM68 207V208H69ZM71 207H72V205H71ZM70 207V208H71ZM74 207V206H73ZM79 208H81L82 209V207L83 206H81L80 207V205L78 206ZM77 207V208H78ZM83 207V208H84ZM95 207H97V204H96V206ZM111 207V206H110ZM116 207H118V206H116ZM216 207H217V205H216ZM221 207V206H220ZM263 209H262V208ZM64 208V207H63ZM65 208H66V206H65ZM67 208V209H68ZM98 208V207H97ZM96 208V209H97ZM106 208H108V207H106ZM112 208V207H111ZM121 208V209H120ZM66 209V210H67ZM75 209V208H74ZM101 209H102V205H101ZM104 209H105V207H104ZM109 210H110V208H108ZM107 209V210H108ZM114 210V212H115V208H113ZM192 209V210H191ZM215 209V208H214ZM30 210V209H29ZM65 210V211H66ZM73 210V209H72ZM79 210V209H78ZM78 210H75L74 211V213L72 212V214H75ZM98 210V209H97ZM97 210L95 211L96 213H97ZM103 210V209H102ZM142 210H141V214H142ZM216 210V209H215ZM218 210H220V209H218ZM64 211V212H65ZM69 211H71V210H69ZM69 211L68 212H66L67 214L69 213ZM81 211V210H80ZM94 211V210H93ZM105 211V210H104ZM104 211H101V213H103ZM110 211H112V210H110ZM137 211V210H136ZM213 211V210H212ZM31 212V211H30ZM83 212V211H82ZM106 212H108L109 213V211H106ZM105 212V213H106ZM211 212V211H210ZM210 212H208L207 214H210ZM28 213H29V211H28ZM71 213V212H70ZM69 213V214H70ZM84 213V212H83ZM93 213V212H92ZM100 212H98V214H99ZM99 214V216L100 215H102V214ZM107 213V215H109ZM115 213H118V212H115ZM137 213H138V211H137ZM211 213H213V212H211ZM214 213H216V212H214ZM68 214V215H69ZM77 214H79L78 212H77ZM86 214V213H85ZM95 214V213H94ZM93 214V215H94ZM114 214V213H113ZM133 214V213H132ZM218 214V213H217ZM15 215V214H14ZM67 215V216H68ZM83 215V214H82ZM87 215V214H86ZM111 215V214H110ZM117 215V214H116ZM119 215H118V220H120L121 221V219H119ZM202 215L204 216V218L202 217ZM211 215V214H210ZM261 215V216H262ZM70 216H73V215H69V217ZM78 216V215H77ZM97 216V215H96ZM127 216H129V215H127ZM135 216V215H134ZM138 216L140 217V215L138 214ZM137 216V217H138ZM215 216H216V214H215ZM215 216H214V218H212L213 220H216L215 219ZM91 217H93V216H91ZM95 217V216H94ZM103 217V216H102ZM107 217H109V216H107ZM107 217L106 218H104V220L105 219H107ZM112 217V216H111ZM110 217V218H111ZM115 217V216H114ZM123 217V216H122ZM125 217V216H124ZM131 217V216H130ZM138 217V218H139ZM209 218H210V216H208ZM207 217V218H208ZM82 218H84V217H82ZM87 218V217H86ZM89 218H90V216H89ZM96 218V217H95ZM98 219H99V217H97ZM117 218V217H116ZM132 218V217H131ZM131 218H130V221H132L131 220ZM134 218V217H133ZM137 218V219H138ZM140 218H142V217H140ZM208 218V219H209ZM218 218V217H217ZM100 219H103V218H100ZM115 219V218H114ZM135 219V218H134ZM191 219V220H190ZM202 219V220H201ZM211 219V218H210ZM253 219V218H252ZM251 219V220H252ZM75 219H74V216H73V219L71 220L70 219V221H74ZM77 221H78V219H76ZM108 220H109V218H108ZM138 220H140V219H138ZM137 220V221H138ZM142 220H143V218H142ZM190 220V221H189ZM26 221V220H25ZM84 221H85V219H84ZM88 221V220H87ZM86 221V222H87ZM90 221H91V218H90ZM92 221H95V219L93 220V218H92ZM97 221V220H96ZM99 221V220H98ZM112 221H114L112 224H111V220H109V223L111 224V225H114V223H117L115 220H112ZM136 221V220H135ZM136 221V223H130V222H128L127 220H126V222H125V220H124V222H125V224L123 225V226H126V229H127V227L130 229H134L133 227H134V225L136 226L137 224H138V222ZM201 221V222H200ZM206 221L208 222H210V220H207L206 219ZM205 221V222H206ZM220 221V220H219ZM262 220H260V222H261ZM20 222V221H19ZM80 222V221H79ZM107 222V221H106ZM119 222V221H118ZM216 222V221H215ZM258 221H256V223H257ZM18 223V222H17ZM27 223V222H26ZM76 223V222H75ZM74 223V224H75ZM81 224H82V222H80ZM85 223V222H84ZM83 223V224H84ZM97 223V222H96ZM100 223V222H99ZM102 223V222H101ZM104 223V222H103ZM108 223V222H107ZM106 223V224H107ZM108 223V224H109ZM121 223V222H120ZM120 223H118V225L120 224ZM203 223V222H202ZM255 223V224H256ZM22 224V223H21ZM94 224H95V222H94ZM94 224H93V227H94ZM105 224V223H104ZM145 224H147V223H145ZM149 224V223H148ZM197 224V223H196ZM210 224H211V222H210ZM212 224H214V223H212ZM248 224V223H247ZM246 224V225H247ZM251 224H253V221H252V223ZM258 224V223H257ZM263 224V223H262ZM13 225H15V224H13ZM18 225H19V223H18ZM85 226H86V224H84ZM87 225H90V224H87ZM91 225H92V222H91ZM103 225V224H102ZM102 225H100V226H102ZM117 225V224H116ZM117 225V226H118ZM150 225V224H149ZM194 225V224H193ZM198 225V224H197ZM202 225V224H201ZM203 225H204V223H203ZM203 225H202V227H203ZM219 225V224H218ZM245 225V226H246ZM250 225V224H249ZM264 225V224H263ZM262 225V226H263ZM0 226V227H1ZM95 226H97V225H95ZM105 225H103V227H104ZM107 226V228H108V225H106ZM105 226V227H106ZM120 226V225H119ZM118 226V227H119ZM122 226V225H121ZM138 226V225H137ZM136 226V227H137ZM140 226V225H139ZM208 226V225H207ZM212 226H215V225H212ZM220 226V225H219ZM218 226V227H219ZM222 226V225H221ZM257 226V225H256ZM258 226H259V224H258ZM87 227V226H86ZM90 227V226H89ZM93 227H92V229H93ZM141 227V226H140ZM143 227V226H142ZM153 227V226H152ZM210 227V226H209ZM208 227V229H210ZM218 227H216V228H218ZM251 227V226H250ZM252 227H254L253 225H252ZM260 227V226H259ZM8 228V229H7ZM107 228H104L105 230L107 229ZM110 228H114L113 230H115V227H111L110 226ZM110 228H108V229H110ZM121 228V227H120ZM120 228H118V230H120ZM139 228V227H138ZM191 228H192V224H191ZM215 228V227H214ZM255 228V227H254ZM86 229V228H85ZM84 229V230H85ZM88 229V228H87ZM95 230H96V228H94ZM99 230H100V228H98ZM97 229V230H98ZM122 229V228H121ZM139 229H142V228H139ZM190 229V228H189ZM220 229H221V227H220ZM8 230V231H7ZM91 230V228H89L88 229V232ZM111 230V229H110ZM123 230V234H124V229H122ZM190 230H192V229H190ZM189 230V232H191ZM194 230V229H193ZM211 230V229H210ZM215 230H217V229H215ZM218 230H219V228H218ZM247 230H249V229H247ZM264 230V229H263ZM18 231V230H17ZM102 231V230H101ZM126 231V230H125ZM212 231V230H211ZM262 231V230H261ZM36 232H37V230H36ZM86 232V231H85ZM112 232H114V231H112ZM116 233H117V231H115ZM126 232H128V231H126ZM134 232V231H133ZM195 232V231H194ZM193 232V233H194ZM213 232H215V231H213ZM212 232V233H213ZM253 232V231H252ZM263 232V231H262ZM38 233V232H37ZM40 233V232H39ZM38 233V234H39ZM95 233H97V232H94V234ZM138 233V232H137ZM140 233V232H139ZM138 233V234H139ZM206 233V232H205ZM207 233H211V232H208L207 231ZM216 233H217V231H216ZM250 233V232H249ZM24 234V233H23ZM23 234H22V236H23ZM87 234V233H86ZM89 234V233H88ZM104 234V233H103ZM126 234H129V233H126ZM131 235H133L132 233H130ZM136 234V233H135ZM137 234V235H138ZM142 234V233H141ZM145 234H146V232H145ZM200 234V233H199ZM202 234V233H201ZM204 234V233H203ZM14 235V234H13ZM99 235H101V234H99ZM110 235V234H109ZM108 235V236H109ZM112 235H113V233H112ZM116 235V234H115ZM118 235V234H117ZM121 235V234H120ZM147 235V234H146ZM192 235H194V234H192ZM205 235V234H204ZM209 235V234H208ZM6 236V237H5ZM36 236V235H35ZM96 236H98V234L96 235ZM104 236V235H103ZM134 236V235H133ZM136 236V235H135ZM143 236V235H142ZM148 236V235H147ZM201 236V235H200ZM210 236V235H209ZM209 236H207V234H206V237H209ZM262 236H264V234L262 235ZM24 237V236H23ZM34 237V236H33ZM39 237V236H38ZM64 236L62 235V237H60V238H63ZM102 237V235L100 236V238ZM106 237V236H105ZM114 237H116V236H114ZM113 237V238H114ZM120 236H118V238H119ZM145 237V236H144ZM197 237H199V235L197 236ZM203 237V236H202ZM5 238V239H4ZM13 239L15 238V235H14V237H12ZM12 238H10L11 240H12ZM35 238V237H34ZM65 238V237H64ZM99 238V237H98ZM99 238V239H100ZM130 238H133L132 236L130 237ZM136 238V237H135ZM139 238V237H138ZM149 238V237H148ZM163 238H165L164 240H161V239H163ZM23 239H25V237L23 238ZM46 239V243H47V238H45ZM45 239H44V243H45ZM98 239V240H99ZM101 239H103V238H101ZM107 239V238H106ZM134 239V238H133ZM140 239V238H139ZM139 239H137L138 241H139ZM142 239H144V238H142ZM29 240V239H28ZM35 240H37V238L35 239ZM41 240H43V239H40V241ZM86 240V239H85ZM88 240V239H87ZM86 240V241H87ZM90 240V239H89ZM97 240V239H96ZM95 240V241H96ZM104 240V239H103ZM102 240V241H103ZM116 240V239H115ZM201 240H202V238H201ZM34 241V240H33ZM32 241V242H33ZM37 241H39V240H37ZM36 241V242H37ZM50 241V240H49ZM60 241V240H59ZM67 241V240H66ZM65 241V242H66ZM69 241V240H68ZM101 241V240H100ZM101 241V242H102ZM111 241V240H110ZM133 241H135L134 242V244L137 242L136 241V239L135 240H133ZM133 241H131V242H133ZM10 242V243H9ZM26 242V241H25ZM90 242H92V240L90 241ZM94 242V241H93ZM100 242V243H101ZM104 242V241H103ZM103 242L101 243V244H103ZM112 242H114V241H112ZM115 242V243H116ZM63 243V242H62ZM67 244L69 243V242H66ZM71 243V242H70ZM81 243H83V242H81ZM84 243H86V242H84ZM87 243H89V242H87ZM99 243V242H98ZM99 243V244H100ZM108 243V242H107ZM143 243V244H142ZM141 244L142 245H144V242H142ZM32 244H35L34 242L32 243ZM31 244V246H33ZM37 244H41V246H42V244H43V242H37ZM47 244H49V243H47ZM89 244H91V245H93L92 243H89ZM105 244H106V242H105ZM110 244V243H109ZM136 244H138V242L136 243ZM204 244V243H203ZM24 245V244H23ZM51 245H53V244H51ZM58 245V244H57ZM81 245H84V244H81ZM104 245V244H103ZM107 245V244H106ZM112 245V244H111ZM132 245V244H131ZM130 245V246H131ZM29 246H30V244H29ZM43 246H45L44 244H43ZM50 246V245H49ZM55 246V245H54ZM54 246H50L52 249H53V251L52 252H55L54 254H57L58 252H59V250H58V247L56 248V247H54ZM63 245L61 244V247H62ZM64 246H68V245H66V244H64ZM72 246V245H71ZM74 246V245H73ZM85 246H88V245H86L85 244ZM134 246V245H133ZM138 246H140V243L138 244ZM145 246V245H144ZM143 246V247H144ZM145 246V247H146ZM23 247V246H22ZM94 247V246H93ZM102 247H104V246H102ZM108 248H109V246H107ZM113 247V246H112ZM137 247V246H136ZM24 248V247H23ZM26 248H28V247H26ZM33 248V247H32ZM39 248V247H38ZM64 248V247H63ZM62 248V249H63ZM68 248V247H67ZM74 248V247H73ZM95 248V247H94ZM94 248H92V246L90 247V249H92V251H93V249ZM96 248H98V247H96ZM96 248H95V250H96ZM127 248V247H126ZM137 248H139V247H137ZM141 248H142V246H141ZM21 249V248H20ZM30 249V248H29ZM44 250H45V248H43ZM65 249V248H64ZM70 249H71V247H70ZM70 249H69V251H67V252H71L70 251ZM77 249V248H76ZM81 249H82V246H81ZM85 249V248H84ZM87 249H89V248H86V250ZM99 249V251H102V250H100L101 248H98ZM97 249V250H98ZM110 249H113V248H111L110 247ZM115 249V250H116ZM130 249V248H129ZM17 251H18V249H16ZM26 250H28V249H26ZM48 250H50V249H48ZM78 250V249H77ZM96 250V251H97ZM114 249H113V251H115ZM133 250V249H132ZM141 250V249H140ZM23 251V250H22ZM63 251V250H62ZM85 250H82V253L84 252ZM88 251V250H87ZM93 252V253H95V258H96V253L98 254L99 252ZM104 251H105V247H104ZM147 251V250H146ZM19 252V251H18ZM24 252H27V251H24ZM23 252V253H24ZM48 252V251H47ZM51 252V253H52ZM63 252H65V250L63 251ZM66 252V253H67ZM78 252H79V250H78ZM91 252V251H90ZM105 252H108V251H105ZM117 252V251H116ZM134 252H136V251H134ZM133 252V253H134ZM140 252V251H139ZM145 252V251H144ZM73 253V252H72ZM79 253H81V251L79 252ZM103 253V252H102ZM121 253V252H120ZM64 254V253H63ZM69 254V253H68ZM71 254V253H70ZM69 254V255H70ZM74 254V253H73ZM72 254V255H73ZM89 254V253H88ZM88 254H86L85 253V255L87 256ZM100 254V253H99ZM98 254V255H99ZM110 254V253H109ZM142 254V253H141ZM53 255V254H52ZM62 255V254H61ZM83 255V254H82ZM81 255V256H82ZM93 255V254H92ZM106 255V254H105ZM137 255V254H136ZM16 257H19V256H22V255H15ZM45 256V255H44ZM71 256V255H70ZM74 256H75V254H74ZM78 256H79V254H78ZM84 256V255H83ZM102 256H104V255H102ZM101 255H100V257H102ZM135 256V257H134ZM24 257V254H23V256L21 257V258H23ZM52 257V256H51ZM57 257H58V254H57ZM60 257V256H59ZM64 257V256H63ZM76 257H77V255H76ZM87 257H89V255L87 256ZM86 257V258H87ZM98 258H99V256H97ZM20 258V257H19ZM67 258V257H66ZM69 258V257H68ZM66 259V260H69V259ZM82 258V257H81ZM91 258V257H90ZM103 258H105V256L104 257H102V259ZM14 259H16V258H14ZM24 259L25 258H23V260L22 261H24ZM28 259V258H27ZM63 259V258H62ZM74 259H77V258H74ZM79 259V258H78ZM77 259V261H79L80 262V259L78 260ZM21 260V259H20ZM19 260V261H20ZM53 260V259H52ZM87 260V259H86ZM89 260V259H88ZM87 260V261H88ZM100 260V259H99ZM70 261V260H69ZM72 261V260H71ZM85 261V260H84ZM87 261H85V262H87ZM93 261H94V258H93ZM91 262V261H89V262H91V264L93 263V264H95L94 262ZM59 262V261H58ZM66 262H68V261H65L64 262V264L66 263ZM73 262H74V260H73ZM82 262V261H81ZM96 262V261H95ZM24 263H25V261H24ZM62 262H60V264H61ZM76 263H78V262H76ZM76 263H74V264H76ZM84 262H82L81 264H83ZM68 264V263H67ZM69 264H70V262H69ZM71 264H72V262H71ZM80 264V263H79ZM85 264V263H84ZM90 264V263H89Z\"/></svg>",
  "mask_w": 264,
  "mask_h": 264
}]
</instances>
